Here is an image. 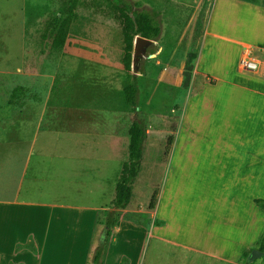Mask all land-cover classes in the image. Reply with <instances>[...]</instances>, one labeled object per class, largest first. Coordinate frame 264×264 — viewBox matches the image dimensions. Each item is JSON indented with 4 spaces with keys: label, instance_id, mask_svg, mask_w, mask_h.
Listing matches in <instances>:
<instances>
[{
    "label": "rangeland",
    "instance_id": "obj_1",
    "mask_svg": "<svg viewBox=\"0 0 264 264\" xmlns=\"http://www.w3.org/2000/svg\"><path fill=\"white\" fill-rule=\"evenodd\" d=\"M122 3L155 17L161 35L146 48L135 71L132 66L130 72L122 68L117 96L129 119L120 130L117 149L105 150L101 158L94 154L91 162L83 155L80 162L76 151L62 153L64 145L45 138L43 126L36 132L41 117L32 105L58 97L55 87L49 96L57 74L54 55L70 45L65 41L54 51L48 24L70 0H0V264H92L101 246L102 264H233L218 256L235 255L247 238L246 199L236 194V186L224 184L225 163L212 160L211 154L216 148L240 145L239 133L224 137L217 130L227 128L225 122L206 116L194 125L191 115L181 149L173 155L182 104L195 93L192 83L208 82L196 73L198 56L205 43L206 50H223L222 42H204L206 30L211 20L224 30L225 20L241 14L227 10L224 0ZM258 3L264 5V0ZM217 16L223 20L214 24ZM69 27L71 38L110 35L112 41L100 44L122 63L123 35L113 0H78ZM85 43L74 44L72 52L83 54ZM91 44L96 49L97 44ZM239 50L229 51L226 64L236 76ZM71 61L68 57L62 67ZM188 65L193 68L186 88ZM131 85L136 88L135 106H129L123 94ZM136 120L147 129L143 159L130 204L117 210L112 201L128 160V132ZM163 188L171 217L161 236L156 232L166 224L160 213ZM107 220L112 223L109 236ZM255 260L258 264L260 259Z\"/></svg>",
    "mask_w": 264,
    "mask_h": 264
},
{
    "label": "crops",
    "instance_id": "obj_2",
    "mask_svg": "<svg viewBox=\"0 0 264 264\" xmlns=\"http://www.w3.org/2000/svg\"><path fill=\"white\" fill-rule=\"evenodd\" d=\"M224 1L227 10H235L241 16L225 20L224 30L214 27L211 20L206 30L204 42L207 38L222 42L219 46L223 50H206L205 43L198 56L196 73L205 75L208 82L192 83L195 93L182 104L173 155L181 149L182 134L191 115L196 119H193L194 125L202 118L212 116L215 119L213 121L225 122L227 126L217 130V133H222L224 137H233L238 133L241 136L240 145L216 148L211 153L212 160L225 163V171L222 173L225 176L224 184L236 186V194L243 196L247 203L244 212L247 238L243 246L235 255L218 256L237 264L245 252L255 248L264 233V211L254 203L255 200H264V81L242 77L238 73L236 76L232 68L227 70L226 64L229 51L235 47L240 48L239 53L246 46L264 51V7L239 0ZM217 17L219 19L214 24L222 19ZM73 37L68 34V50L62 49L54 55L57 74L50 82L49 96L55 87L54 93L58 97L53 101L48 97L39 106L36 102L32 105L41 117L37 133L41 132L43 126L45 138L65 146L62 153L70 152L73 155V151H76L79 158L75 160L80 162L83 155H89L86 162H91L90 156L95 154L101 158L105 150L117 149L120 130L124 121L129 119V113L121 110L122 105L117 96L124 67L121 62L110 58V49L100 44L104 40L112 41L110 35L92 39ZM84 42L87 45L83 54L72 52L74 44L81 45ZM92 42L97 44L96 49ZM68 57L74 63L71 61L72 65L67 64L64 69L61 64ZM211 61L214 63L213 68L208 65ZM211 80L213 84H210ZM208 92H215V95L208 97ZM165 189H162L160 213L166 224L156 232L161 236L171 217L165 211ZM258 260V264H264V254ZM255 261L248 260V263L256 264Z\"/></svg>",
    "mask_w": 264,
    "mask_h": 264
},
{
    "label": "trees",
    "instance_id": "obj_3",
    "mask_svg": "<svg viewBox=\"0 0 264 264\" xmlns=\"http://www.w3.org/2000/svg\"><path fill=\"white\" fill-rule=\"evenodd\" d=\"M117 10L119 11V21L121 23V30L123 35L124 43V57L122 64L126 72L131 71L132 66V55L134 48L135 37L140 36L142 38L157 41L161 35V26L159 22L146 11H133L131 6L126 3H122L123 0H113ZM242 2L260 5L258 0H239ZM78 0H70V4L63 5L59 9V13L55 16L52 21L48 24V37L52 38V48L54 51H58L64 45L70 29V19L74 15V10L77 6ZM192 66L188 65V69L184 76V86L187 88L190 79ZM213 81L211 80V83ZM125 96V101L129 106H135V94L136 88L134 85L127 86L123 90ZM129 145H128V160L122 165L119 178L115 187V195L112 201V206L114 209L123 210L126 209L130 204L132 199V185L137 178L142 159L145 142L147 139V129L146 126L140 121L136 120L129 129ZM155 201V195H153L150 202V209H153V204ZM254 203L264 211V200H255ZM114 213L113 215H115ZM110 216V213L107 214ZM158 223L157 225H160ZM107 230V236H109V230L112 226L110 220H107L104 224ZM252 250H257L264 254V233L260 240L257 242L256 246ZM252 250L245 252L239 262L243 264H253L248 263V257ZM104 248L101 246L95 251L92 264H102L104 257Z\"/></svg>",
    "mask_w": 264,
    "mask_h": 264
},
{
    "label": "built area",
    "instance_id": "obj_4",
    "mask_svg": "<svg viewBox=\"0 0 264 264\" xmlns=\"http://www.w3.org/2000/svg\"><path fill=\"white\" fill-rule=\"evenodd\" d=\"M238 75L264 80V51L243 47L237 64Z\"/></svg>",
    "mask_w": 264,
    "mask_h": 264
},
{
    "label": "water",
    "instance_id": "obj_5",
    "mask_svg": "<svg viewBox=\"0 0 264 264\" xmlns=\"http://www.w3.org/2000/svg\"><path fill=\"white\" fill-rule=\"evenodd\" d=\"M154 42L145 38H142L140 36L135 37L134 40V48H133V55H132V68L136 69V65L140 61L141 57H143L146 48L153 44ZM263 254L258 251H253L251 253L250 258L248 259L250 262L253 260L260 258Z\"/></svg>",
    "mask_w": 264,
    "mask_h": 264
}]
</instances>
